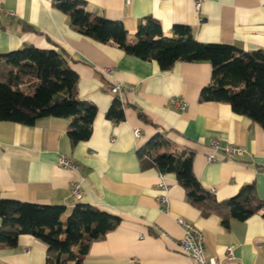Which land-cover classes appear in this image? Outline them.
Segmentation results:
<instances>
[{
	"label": "crops",
	"instance_id": "0c3cea01",
	"mask_svg": "<svg viewBox=\"0 0 264 264\" xmlns=\"http://www.w3.org/2000/svg\"><path fill=\"white\" fill-rule=\"evenodd\" d=\"M53 2L0 0V53L24 45L62 52L78 76L77 97L93 103L97 113L89 138L75 145L66 133L69 118L42 117L33 125L0 121V199L63 205L66 215L84 203L118 216L119 224L90 244L81 264H193L177 248L183 234L178 218L200 229L206 258L221 260L231 246L242 264H264L260 213L244 221L230 219L225 228L219 214L203 216L188 202L174 174L158 171L148 156L138 154L155 133L163 132L174 149L193 153L195 177L218 201L250 183L264 200V129L225 102L199 101L201 88L210 81L209 62L177 61L162 70L155 60L81 34ZM84 2L86 10L121 21L129 41L135 40L138 23L151 16L166 36L174 25H187L202 43L264 50V0H201L198 8L194 0ZM105 68L112 69L110 76ZM114 82L123 85L120 121L106 117L117 98L110 90ZM171 99L184 101L185 108ZM227 146H241L245 152L230 157L223 151ZM212 152L215 157L209 161ZM60 157L73 166L60 164ZM159 173L166 175L167 191L158 186ZM72 182L79 183V196L71 193ZM162 195L167 207L159 200ZM0 264H47L46 245L21 234L16 246L0 245Z\"/></svg>",
	"mask_w": 264,
	"mask_h": 264
},
{
	"label": "trees",
	"instance_id": "16d2710c",
	"mask_svg": "<svg viewBox=\"0 0 264 264\" xmlns=\"http://www.w3.org/2000/svg\"><path fill=\"white\" fill-rule=\"evenodd\" d=\"M84 3L54 0L53 5L68 15L70 25L81 34L113 43L140 59L155 60L162 70L177 61L209 62L210 81L201 88L199 101L225 102L234 113L249 117L264 129V50L243 51L228 44L202 43L187 25H174L172 35L166 36L151 16L138 23L135 40L129 41L121 21L88 11ZM77 80L66 56L58 50L24 45L0 53V121L33 125L42 117L69 118L66 133L71 144L88 139L97 108L77 97ZM24 83L30 92L21 86ZM106 117L124 119L119 99H114ZM172 148L169 138L157 132L138 154L148 156L158 171L174 174L188 202L203 216L219 214L225 228L230 219L244 221L255 213H260L264 221V200L257 197L253 183L218 201L195 177L193 153ZM64 212L63 205L0 199V245L14 247L19 235L30 234L46 245L47 264H81L90 244L102 240L120 222L118 216L90 204H75L62 220Z\"/></svg>",
	"mask_w": 264,
	"mask_h": 264
},
{
	"label": "built area",
	"instance_id": "2783aa9c",
	"mask_svg": "<svg viewBox=\"0 0 264 264\" xmlns=\"http://www.w3.org/2000/svg\"><path fill=\"white\" fill-rule=\"evenodd\" d=\"M127 1V0H124ZM201 0H194L195 7L198 8L200 5ZM3 12V9L0 4V13ZM111 68H105L103 69V72L110 76ZM123 89V85L118 82H114L111 85V93H113L118 99L121 100V90ZM171 102L173 105H175L179 109H184L186 106V103L182 100L177 99H171ZM135 135L139 136L140 131L136 129ZM212 146L214 149L219 148V144L217 141H214L212 143ZM223 151L227 156L233 157V156H241L244 154L245 149L241 146H227L223 148ZM215 157L214 152L210 153L208 155V160L211 161ZM59 163L62 164L65 167H72L73 163L68 161L65 157L59 158ZM158 186L161 190L167 191L169 188L168 183L166 182V175L163 173H159L158 175ZM80 185L77 182H72L71 184V193L75 196H79L80 193ZM159 200L165 204V207L168 206V199L166 195L159 196ZM177 222L180 224V226L183 228V234L181 238L177 241V248L178 250L190 257L193 264H242L240 261L236 259V256L234 255L233 248L231 246H228L226 248L225 257L221 260L210 257L206 258L204 255V245H203V238H202V232L198 227H196L193 223L186 219L178 218Z\"/></svg>",
	"mask_w": 264,
	"mask_h": 264
},
{
	"label": "rangeland",
	"instance_id": "374dc122",
	"mask_svg": "<svg viewBox=\"0 0 264 264\" xmlns=\"http://www.w3.org/2000/svg\"><path fill=\"white\" fill-rule=\"evenodd\" d=\"M24 90H26L27 92H30V90L31 89H29L30 87H28L27 85H25L24 87ZM69 214V213H68ZM68 215H66V214H64L63 216H62V220H65V218L67 217Z\"/></svg>",
	"mask_w": 264,
	"mask_h": 264
}]
</instances>
